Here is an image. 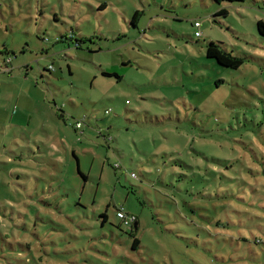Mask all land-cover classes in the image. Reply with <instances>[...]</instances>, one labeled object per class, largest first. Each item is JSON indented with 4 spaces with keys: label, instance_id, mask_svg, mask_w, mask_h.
I'll use <instances>...</instances> for the list:
<instances>
[{
    "label": "rangeland",
    "instance_id": "374dc122",
    "mask_svg": "<svg viewBox=\"0 0 264 264\" xmlns=\"http://www.w3.org/2000/svg\"><path fill=\"white\" fill-rule=\"evenodd\" d=\"M259 20L264 0H0V264H264Z\"/></svg>",
    "mask_w": 264,
    "mask_h": 264
},
{
    "label": "trees",
    "instance_id": "16d2710c",
    "mask_svg": "<svg viewBox=\"0 0 264 264\" xmlns=\"http://www.w3.org/2000/svg\"><path fill=\"white\" fill-rule=\"evenodd\" d=\"M214 1H216L218 3H221L222 1L237 2V1H243V0H214ZM227 13H228V10L226 8H221L217 12V14H224V15H227ZM133 16L136 17L137 13L135 12V14ZM257 26H258V29H259L260 33L264 34V21L263 20H259L257 22ZM70 33L71 34L69 36L67 34L66 35H62V39H63V37L70 38L71 40H73L76 43L77 46H81L82 42L85 41V40H82L81 37L80 38L75 37L73 31H71ZM42 38H44L45 40L48 39L47 37H42ZM60 38H57L56 41H59ZM1 51L2 52H6V53L9 52L8 48H6V47H4ZM206 54H207L208 57L214 58L222 66H225V67H228V68H239L240 65L244 62V59L242 57L233 55L232 53L226 51L225 49L221 48L217 42H215L213 40L208 42L207 47H206ZM12 61H13V57L11 55L4 56V59H3L4 65H1V63H0V66H2L7 72H10L12 68L9 67V64L12 63ZM103 74L106 75V76H112L113 75V73H110V72H107V71H104ZM107 110H106V113L109 114L107 112ZM78 121H81V120H78ZM82 125H83V121H82ZM82 125H81V127H82ZM81 127H79V128H81ZM76 128H77V126H76ZM115 166L118 168V167H120V164H116ZM79 172L82 174V176L87 178L86 175L83 174L80 169H79ZM122 209L129 216V214L126 212V210H125V208L123 206H120V207L117 208V216L121 219V221H123L124 223L129 225V228L133 229V226H135L137 228L138 222H137L136 216L132 215L136 219L133 222L127 223L123 217H120L118 215V212L121 211ZM106 216L107 215L105 214V217ZM138 242H139L138 238H135L133 246L135 247L138 244Z\"/></svg>",
    "mask_w": 264,
    "mask_h": 264
},
{
    "label": "built area",
    "instance_id": "2783aa9c",
    "mask_svg": "<svg viewBox=\"0 0 264 264\" xmlns=\"http://www.w3.org/2000/svg\"><path fill=\"white\" fill-rule=\"evenodd\" d=\"M194 25H195L196 28H197L196 33H195L196 36L201 37V36H202V32L199 30V27L201 26V23H200L199 21H196ZM107 112L110 113V109H108ZM81 125H82V121H78V122L76 123L77 128L81 127ZM118 215H119L120 217H123L127 223L133 222V221L136 219L134 216L129 217V216L125 213V211H124L123 209H122L121 211L118 212Z\"/></svg>",
    "mask_w": 264,
    "mask_h": 264
},
{
    "label": "crops",
    "instance_id": "0c3cea01",
    "mask_svg": "<svg viewBox=\"0 0 264 264\" xmlns=\"http://www.w3.org/2000/svg\"><path fill=\"white\" fill-rule=\"evenodd\" d=\"M11 71H12V69H11ZM11 71H10V72H11Z\"/></svg>",
    "mask_w": 264,
    "mask_h": 264
}]
</instances>
